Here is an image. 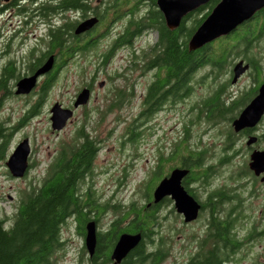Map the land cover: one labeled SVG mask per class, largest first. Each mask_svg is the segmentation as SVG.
Wrapping results in <instances>:
<instances>
[{"label": "rangeland", "instance_id": "rangeland-1", "mask_svg": "<svg viewBox=\"0 0 264 264\" xmlns=\"http://www.w3.org/2000/svg\"><path fill=\"white\" fill-rule=\"evenodd\" d=\"M4 3L5 0H0V4ZM18 12L14 9L0 17V33L2 34L0 50H7L9 46L8 52L12 54V57H8L6 61L16 60L22 63L27 46L28 55L35 46H37V52L34 57L45 52L48 29L46 24H39L40 22L35 19L32 27L28 26L27 40L24 19L21 16L18 17ZM77 17L79 19L80 14H67L64 18L75 21ZM198 17L201 18L202 15ZM61 20L62 18L58 17L51 21H57L56 25H61ZM47 23L50 24L49 21ZM126 24L127 19L114 24L112 30H115L117 34L125 29ZM156 40L157 36L154 33L140 38L135 44L140 52L139 56L148 54L149 48L156 43ZM112 43L111 39L105 38L100 41L95 50L76 56L74 60L69 61L58 74L54 87L40 103L38 114L28 119L24 126L15 132L8 158L17 146L27 139L31 148L29 162L33 167L22 179L12 178L5 164L0 168V217L8 219L6 226L10 227L23 194L41 186L49 175L62 146L72 145L80 130L83 134L89 135L93 141L99 142L98 147H101L94 162L92 176L83 183L84 193L90 191L101 207L108 205V212L101 216L100 232H105L111 222L123 218V214L120 215L118 209L113 210L115 206L125 211L132 204L138 208L147 205L148 201L144 195L145 185L151 178H154V184H158L159 177L155 169L159 158L163 156L166 159L171 154L173 145L185 136L186 126L189 127L188 134L191 136L190 145H194L201 132L207 128L200 124V121L199 124L190 126L189 120H195L194 114L197 111L194 110L188 117L190 108H198L202 100L211 95L217 87L224 82L228 83L231 79L228 72H231L230 69L241 59L236 56L231 57L230 65L227 66L230 71H226L223 75L212 68L200 71L194 81L195 90L188 99L177 101L175 105L167 104L160 108L161 111L155 110L150 118H146L141 114L145 109L143 103L146 98V89L152 83L154 72L142 73L137 70L132 65V50L129 49L118 50L114 59L102 68L101 55L110 49ZM223 43L224 41H219L214 48L222 47ZM252 51L258 58L263 57L262 49L255 47ZM140 64L138 63V66H141ZM22 71L23 68L20 69V73ZM211 71H214L213 74L218 77L216 82L206 77ZM94 78L96 83H93ZM42 82L43 79L38 81L36 89L28 95V98L16 96L14 93L6 98L0 109V123L5 122L8 127L13 128L22 118L28 116L40 99L38 92ZM89 84H93L94 88L89 104L85 108L76 109L65 133L53 132L50 121L53 106L61 104L64 108H69L83 88ZM101 85L103 88L100 87ZM128 87H132V96H129ZM250 87H252L251 81L249 76H246L235 90ZM15 91L14 88L13 92ZM120 91H125L126 98L123 104L114 108L112 105L117 101L116 96ZM132 125L135 132L141 134L134 143L129 136ZM158 215L160 219L158 230H156L165 238L167 249L169 248L170 251L166 264L184 263L186 239L190 231L184 229L182 219L170 215L168 206L162 207ZM62 239L65 247L56 255L55 264H88L89 254L85 249V237L79 235L75 220L69 221L63 229ZM251 260L241 264H254V262L264 264V257L259 255L251 257Z\"/></svg>", "mask_w": 264, "mask_h": 264}, {"label": "flooded vegetation", "instance_id": "flooded-vegetation-1", "mask_svg": "<svg viewBox=\"0 0 264 264\" xmlns=\"http://www.w3.org/2000/svg\"><path fill=\"white\" fill-rule=\"evenodd\" d=\"M128 1L82 0L81 5L85 7L86 12L76 9L62 13L61 10L57 9V11H53L52 16H50L47 7L50 5L57 7L61 3V0H5L4 4H0V17L11 10L14 11V9L17 10V12L19 11L18 17L21 16L24 19L27 40L28 26L32 27L35 19L40 22L39 24H46L48 36L50 30L61 28L65 24H73L75 28L72 34L75 38L71 39L70 42L80 41V43H84L90 41L95 44L96 49L100 41L105 38H109L113 41L110 49L105 54L101 55L102 68L114 59L118 50L129 49L130 51L132 50V65L134 66L136 64V69L145 73L146 70L143 65L146 55L144 54L145 56L142 57L139 56L140 52H138L135 44L146 34L154 33L157 36V40L156 43L149 48L148 54L152 52V48L159 42V32L150 25L149 22L151 19L155 18L157 13L162 14V12L158 7L159 0H131L127 7L125 4L128 3ZM211 2L212 0L201 8H207ZM23 7L24 10L22 12ZM76 13L80 14V18L78 19L77 17L75 21L64 18L67 14L75 15ZM58 17L62 18L61 25H56L57 21H51L53 18ZM90 19H97L98 22L96 26L90 31L81 35H76L78 26ZM126 19L127 24L125 25V29L116 34L115 30H112V27L114 24ZM48 21L50 24L47 23ZM245 25L246 23L243 26ZM240 28L237 31H239ZM128 33L129 37L125 38ZM231 36L232 35L222 37L218 40L227 39ZM1 39L2 34L0 33V40ZM190 42L191 40L187 43L188 49L190 52L198 54V61L195 73L190 72L185 75L187 83L184 88L180 89V100H186L193 94L195 90L194 81L200 71L210 68L216 69L212 59L209 58L210 50L208 49V46L215 42L197 50H190ZM8 49L9 46L7 50H0V80L5 78L7 71L14 67L20 79L14 81V83L11 82L9 87H11V91L15 95L16 91L13 92V89L15 88L17 90V83L22 79H28V77L36 73H32L31 70L28 69V65L29 56L31 58L34 50L37 52V46H35L32 52H29V55L28 46L26 47L22 63L16 60L6 61L8 57H12ZM79 55L81 54L75 53V56H72L71 60H74L76 56ZM241 61L249 66V71L242 75L236 83H233L234 67ZM239 62L230 69L231 72H228V74L230 73L229 77H231L228 83L225 84L224 82L217 87L211 95L202 100L201 106L198 108L193 107L192 109V107L189 106V108H191L188 117L193 114L194 110H197L195 112L196 114H194L196 115L195 120H189L190 126H195L199 124L200 121V124L207 128L201 132L194 145H190L189 143L191 139V136L188 134L189 127L186 126L184 128L185 136L183 139H180V142L173 145V151L166 158L169 160V173L161 178L158 183L159 185L164 178L170 177L171 173L175 170L188 172L182 180V187L199 207L196 219L191 222H186L185 217L177 212L176 201L173 197H166L159 204L154 205L156 207L160 206L161 208L168 206L170 215L182 219L184 229L190 231L186 239V259L182 264H193L197 259L207 262L210 258L211 262L214 264H241L246 260L251 262V257L255 255L264 257V110L259 114L258 111L254 113L253 116L256 117L259 115V119L253 118L245 125L241 123L243 125L241 127L240 122H238L246 109L259 96L260 88L264 85V80H260L256 70L245 59L241 58ZM138 63H141V66H138ZM189 67L192 69L191 63ZM21 68H23L22 73H20ZM63 69L64 68L60 69L59 74ZM147 72H154V76L152 83L146 89V98L143 103V108L145 109L141 114L142 116L157 105V102L155 103L153 101V104L148 106L149 103L147 102L149 89L152 84L157 81V69L154 68ZM213 72L214 71L208 73L206 77L216 82V78L218 77H215ZM47 75L40 79L44 81ZM246 76H249L252 87L235 90ZM95 80L94 78L93 83H96ZM14 84L15 87L13 88ZM175 86L176 82L172 80L170 85L163 90V93L167 95L169 93V96L162 102L163 105L161 107H165L167 104L175 105L177 101H180L175 97ZM100 87L103 88L102 85ZM131 88L132 87H128L129 96L133 95ZM84 89L90 90L91 100L94 94L93 84L85 86L83 90ZM1 97L2 94H0V100ZM24 97L28 98V95ZM125 98H123V101ZM216 100L218 101L215 104L214 102ZM123 101L122 104L124 103ZM75 102L76 99L73 105L70 106L72 108H64V106L60 105L64 109L73 110ZM160 104L158 103L157 106ZM86 106H83V108ZM155 107L153 109H155ZM160 108H156L155 110H159ZM161 110L162 109H160V111ZM73 111L75 115V111L77 110ZM72 119H70L66 126L60 132H57V134L65 133ZM80 132L82 131L80 130L77 132L72 145L78 144ZM85 135L86 136H84L82 140L83 143L86 142V137L93 141L89 135ZM97 143L98 145L100 144L99 142ZM181 143L188 144L194 152L193 156L190 158L193 162L188 163L187 166H184L185 162L183 163L182 161L183 156L179 153L178 146L181 145ZM72 145H63L60 153L65 150L71 151ZM100 148L101 147H99V150ZM166 159H164L163 156L159 158L155 171H160L161 173L165 172L163 166ZM196 159H198V161H195ZM29 166L30 170L32 166L30 162ZM105 208L106 207L93 208L88 211L91 221L96 224L97 229L95 253L98 245V235L109 234L113 229V225L117 222H111L105 232H100L99 229L100 226H102L100 224L101 216L108 212ZM117 242L114 243L112 250L106 246L107 253L110 252V264H114L111 257ZM94 256L90 259H93Z\"/></svg>", "mask_w": 264, "mask_h": 264}, {"label": "trees", "instance_id": "trees-1", "mask_svg": "<svg viewBox=\"0 0 264 264\" xmlns=\"http://www.w3.org/2000/svg\"><path fill=\"white\" fill-rule=\"evenodd\" d=\"M220 1L212 0L207 8H201L190 14L174 31L168 28L161 13H157L155 18L150 20L149 24L159 32V42L152 48L151 53L146 54L143 65L146 71L157 69V81L149 89L148 106H151L153 101L157 102V105L161 103L159 106L156 105V108L163 105L162 102L169 96V93L167 95L163 93V90L170 85L172 80L176 82L175 97L177 100L181 99L179 96L180 89L184 88L187 83L185 75L190 72L195 73L198 61V54L190 52L187 43ZM129 2L131 0L125 6L128 7ZM81 4L82 0H61L57 7L50 5L47 10L50 16L57 9L61 10L62 13L76 9L86 12L85 7ZM23 10L24 7L22 12ZM200 15H202L201 18L198 17ZM74 26L73 24H65L61 28L50 30L45 52L37 55V57H34L35 50L32 52L28 66L32 73L42 67L50 57H54L55 66L53 72L47 75L40 85L38 92L40 99L28 113V116L22 118L13 128L8 127L5 122L0 123V168L8 159L15 132L24 126L28 119L38 114L40 103L54 87L60 69L68 65L75 53L85 54L95 49V44L90 41L84 43H80V41L70 42L71 39L75 38L72 34ZM128 37L129 33L125 38ZM219 41H224L223 46L218 49L214 48L219 44ZM255 47L264 51V10L257 13L253 19L232 34L230 38L215 41L208 46L209 58L212 59L215 70L222 75L228 71L227 66L230 65L231 57L243 58L251 64L260 80L263 81L264 53L263 57L258 58L252 51ZM190 63L192 69L189 67ZM134 67L136 68V64ZM19 79L20 76L13 67L7 71L5 78L0 80V94H2L0 109L3 101L13 95L11 87H9L10 83ZM124 93L125 91L118 92L117 101L112 105L114 108L122 104V99L126 96ZM217 101L214 103L216 104ZM153 108L146 112L144 117L150 118L155 112ZM159 110L157 109L156 112ZM132 127L134 126L130 127L129 136L134 143L141 134L136 133ZM79 136L78 144L72 145L71 151L65 150L58 153L49 175L41 186L23 194L10 227L6 226L8 219L0 217V264H55L56 255L62 252L65 247L62 231L72 219L77 224L79 235L85 237L86 225L91 222L88 211L101 207L90 191L83 192V183L92 176L99 147L97 142L91 141L87 137L85 138L86 142L83 143L82 140L86 136L83 132H80ZM178 149L183 156L184 166L193 162L190 158L194 152L188 144L181 143ZM168 161L166 159L164 168L162 167L165 172L157 171L159 181L169 173ZM157 185V183L154 184V178H151L145 185L144 195L148 204L144 207L138 208L132 204L125 211H121L123 208L118 206L113 208V210L118 209L120 215L123 214V218L115 222L109 234L98 235L95 256L93 259L89 258L88 264H110V252L107 253L106 246L112 250L114 243L122 234H141L142 242L121 264H166L170 251L169 248L167 249L165 238L157 232L158 211L161 207L151 205ZM107 206H105V210H108ZM193 264L214 263L211 262L210 258L207 262L197 259Z\"/></svg>", "mask_w": 264, "mask_h": 264}, {"label": "water", "instance_id": "water-1", "mask_svg": "<svg viewBox=\"0 0 264 264\" xmlns=\"http://www.w3.org/2000/svg\"><path fill=\"white\" fill-rule=\"evenodd\" d=\"M211 0H159L158 7L162 12L166 24L171 31L177 30L183 19L190 14L196 12L201 7L206 6ZM264 10V0H221L212 10L206 20L193 34L190 42V50H197L209 45L222 37H228L234 34L241 26L249 22L253 17ZM97 19H90L78 26L76 35H81L93 29L97 24ZM55 66L54 57H50L40 67L36 73L20 80L17 83L16 96L30 95L37 87L41 77L51 73ZM249 71V66L243 61L234 67V81L236 83L242 75ZM91 92L84 89L76 99L74 109L86 106L90 100ZM64 109L60 104H55L51 109V129L53 132H60L72 119L74 111ZM264 110V85L260 88L259 96L252 102L241 116L240 124L249 123L251 119H257L259 115L254 117V113L258 114ZM259 119V118H258ZM240 125L243 126V125ZM31 156V148L29 141H22L14 152L7 159L5 166L14 179H22L29 171V158ZM188 174L186 171L175 170L170 177L164 178L158 187L154 190L153 201L151 205L159 204L166 197H173L176 201V210L185 217L186 222L196 219L199 207L196 202L188 196L182 187V180ZM142 242L141 234H122L114 248L112 261L114 264H121L124 259L134 251ZM97 244L96 224L91 221L86 225L85 248L92 258L95 254Z\"/></svg>", "mask_w": 264, "mask_h": 264}]
</instances>
